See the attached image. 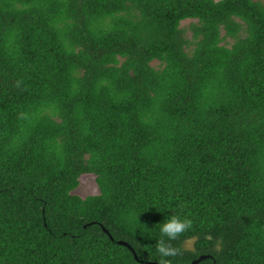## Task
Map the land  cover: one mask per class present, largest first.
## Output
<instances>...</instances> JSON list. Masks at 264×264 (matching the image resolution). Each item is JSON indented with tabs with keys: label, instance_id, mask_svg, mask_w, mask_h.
Segmentation results:
<instances>
[{
	"label": "trees",
	"instance_id": "1",
	"mask_svg": "<svg viewBox=\"0 0 264 264\" xmlns=\"http://www.w3.org/2000/svg\"><path fill=\"white\" fill-rule=\"evenodd\" d=\"M173 214L171 264H264V0H0V264H158Z\"/></svg>",
	"mask_w": 264,
	"mask_h": 264
},
{
	"label": "clouds",
	"instance_id": "2",
	"mask_svg": "<svg viewBox=\"0 0 264 264\" xmlns=\"http://www.w3.org/2000/svg\"><path fill=\"white\" fill-rule=\"evenodd\" d=\"M160 225L161 238L156 241V251L159 254L158 264H171L169 257L181 254V250L174 247L171 241H176L193 226V221L188 217L171 215ZM166 238V239H165Z\"/></svg>",
	"mask_w": 264,
	"mask_h": 264
},
{
	"label": "rangeland",
	"instance_id": "3",
	"mask_svg": "<svg viewBox=\"0 0 264 264\" xmlns=\"http://www.w3.org/2000/svg\"><path fill=\"white\" fill-rule=\"evenodd\" d=\"M193 19H186L182 21V26L188 27L189 23ZM190 34V32L188 31ZM75 193L79 194L82 197H85L87 195L97 194L99 192V187L96 182L95 175L92 173H84L80 176V184L75 189ZM193 242L189 241L187 245L189 247H192Z\"/></svg>",
	"mask_w": 264,
	"mask_h": 264
},
{
	"label": "water",
	"instance_id": "4",
	"mask_svg": "<svg viewBox=\"0 0 264 264\" xmlns=\"http://www.w3.org/2000/svg\"><path fill=\"white\" fill-rule=\"evenodd\" d=\"M205 258V255L200 256L198 259L194 261V263H198L199 261L203 260Z\"/></svg>",
	"mask_w": 264,
	"mask_h": 264
}]
</instances>
